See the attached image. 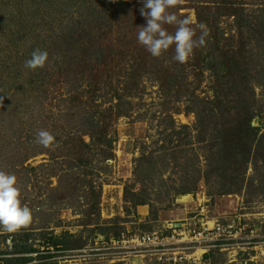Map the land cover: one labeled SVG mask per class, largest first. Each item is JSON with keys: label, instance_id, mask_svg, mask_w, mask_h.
Returning a JSON list of instances; mask_svg holds the SVG:
<instances>
[{"label": "rangeland", "instance_id": "1", "mask_svg": "<svg viewBox=\"0 0 264 264\" xmlns=\"http://www.w3.org/2000/svg\"><path fill=\"white\" fill-rule=\"evenodd\" d=\"M143 2L0 0V171L17 177L22 205L33 215L16 232L0 228V250L25 230L35 250L20 254L30 256L23 264H264V182L248 183L251 167L236 192L210 194L200 178L194 192L170 205L154 194L162 190L158 177H144L140 167L135 172L140 156L164 141L170 119L174 127L194 125L190 98L211 99L226 86L223 50L252 57L256 71L263 70L253 78L251 124L264 131V0H183L170 8L178 19L191 18L194 39L207 33L205 45L183 64L173 59L174 45L155 58L138 42V27L146 26ZM164 27L174 34L177 26ZM73 39L86 43L84 54ZM36 49L48 52L46 66L25 68ZM91 119H100L99 126ZM92 129L102 131L101 139L79 148L78 134ZM40 130L55 137L50 148L37 143ZM83 140L91 141L87 134ZM62 142L72 150L57 149ZM126 186L142 190L148 203L130 204ZM202 222H219L232 235L221 233L200 255L176 261L121 245L123 237ZM63 233L74 234L78 245H46L47 237Z\"/></svg>", "mask_w": 264, "mask_h": 264}, {"label": "trees", "instance_id": "2", "mask_svg": "<svg viewBox=\"0 0 264 264\" xmlns=\"http://www.w3.org/2000/svg\"><path fill=\"white\" fill-rule=\"evenodd\" d=\"M261 24L264 26V21ZM74 40L72 41L75 48L80 54H84L83 48H86V43L76 44L78 41ZM231 46L232 43H229L228 47ZM223 53L222 62L226 63V68L228 67L222 73L226 88L223 87L215 92L211 99L196 96L190 98L193 103L188 108L195 115L194 125L191 128L186 124L174 127V122L170 119L169 126H165L161 131L168 130L163 136L164 141L161 145L150 155H141L137 160L135 172L137 173L140 167V173L144 177L153 179L158 177L159 189L162 190H154V194L158 197L165 195L168 205L177 195L194 192L200 178L204 180L210 194L240 190L248 181L247 179L244 182L249 167L251 174L248 183L254 181L255 177H258L260 183L264 182V131L259 133V128L251 124L257 108L253 78L255 75L260 76L259 73L263 70L259 68L258 72L256 71V64L251 62L254 61L251 55L250 61L248 58L239 59L237 50L233 51V54H229L226 50H223ZM254 53L258 58L261 57L262 53ZM213 73L216 80L218 78L216 70ZM94 91L95 87L92 92ZM69 93L66 94L70 96ZM84 105L83 107L86 106ZM91 114H88L87 118H90ZM99 121L101 122L100 119H91L90 123L96 127L99 126ZM101 133L102 131H99V134L95 135L93 129L77 133L79 148L94 143L95 137L97 140L101 139ZM84 134L89 136L91 140L89 143L83 140ZM57 149L72 150L66 142L58 144ZM167 180L178 183L168 185ZM124 193L126 200L132 205L148 203V199L142 196V190L137 192L126 186ZM152 211L150 208V212ZM103 232V229L98 230V233ZM74 236L72 233L50 235L45 243L53 249L58 247L69 249L78 245ZM30 239L29 232L25 230L19 237H10L12 242L10 248L0 250V254H3L0 256V264H23L29 261L30 256L20 254L35 250Z\"/></svg>", "mask_w": 264, "mask_h": 264}, {"label": "clouds", "instance_id": "3", "mask_svg": "<svg viewBox=\"0 0 264 264\" xmlns=\"http://www.w3.org/2000/svg\"><path fill=\"white\" fill-rule=\"evenodd\" d=\"M183 3V0H144L140 14L146 19V26L138 27V42L155 58H159L175 46L173 59L181 64L186 63L194 49L203 47L206 43V32L202 31L198 39L195 29L191 27V18L178 19L170 13V8ZM164 25H176L174 34H169ZM201 24V30L204 29ZM48 61V52L36 49L31 58L26 60L25 68L36 70L44 68ZM37 143L44 148H50L55 143V137L47 130H40ZM21 191L17 186V177L0 171V228L6 232H16L31 224L33 215L31 209L22 205Z\"/></svg>", "mask_w": 264, "mask_h": 264}, {"label": "built area", "instance_id": "4", "mask_svg": "<svg viewBox=\"0 0 264 264\" xmlns=\"http://www.w3.org/2000/svg\"><path fill=\"white\" fill-rule=\"evenodd\" d=\"M226 232V233H225ZM228 234L232 235L230 230H225V227L218 223L211 226L207 222H202L200 225L187 226L182 225L175 227L168 234L159 233L156 231L136 234L132 237L121 239L126 252L151 251L167 254L168 259L174 261L193 257L197 249L204 251L206 247L211 245L213 239L217 236ZM237 233V230L236 232ZM116 241L114 240L113 243ZM188 252V253H187Z\"/></svg>", "mask_w": 264, "mask_h": 264}, {"label": "bare ground", "instance_id": "5", "mask_svg": "<svg viewBox=\"0 0 264 264\" xmlns=\"http://www.w3.org/2000/svg\"><path fill=\"white\" fill-rule=\"evenodd\" d=\"M207 223H208V222H207ZM198 250H201V249H197V251H198Z\"/></svg>", "mask_w": 264, "mask_h": 264}]
</instances>
